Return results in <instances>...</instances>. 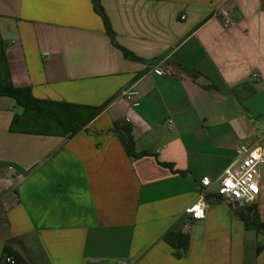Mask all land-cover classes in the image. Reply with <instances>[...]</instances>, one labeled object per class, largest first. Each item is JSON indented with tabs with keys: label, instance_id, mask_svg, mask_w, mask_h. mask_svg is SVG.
<instances>
[{
	"label": "crops",
	"instance_id": "0c3cea01",
	"mask_svg": "<svg viewBox=\"0 0 264 264\" xmlns=\"http://www.w3.org/2000/svg\"><path fill=\"white\" fill-rule=\"evenodd\" d=\"M99 2L138 59L111 42L94 0H0L15 86L107 103L73 135H42L10 131L23 109L0 96V264H264V231L238 216L251 208L264 224V163L251 203L201 184L240 144L264 145V0ZM166 66L172 75L153 71ZM128 86L133 99L120 95ZM121 122L141 156L112 132ZM200 193L205 217L192 220ZM173 226L189 236L184 256L163 239Z\"/></svg>",
	"mask_w": 264,
	"mask_h": 264
},
{
	"label": "trees",
	"instance_id": "16d2710c",
	"mask_svg": "<svg viewBox=\"0 0 264 264\" xmlns=\"http://www.w3.org/2000/svg\"><path fill=\"white\" fill-rule=\"evenodd\" d=\"M95 1V10L102 17L106 32L111 38V42L121 49L125 56L138 59L130 50L119 46L115 41V33L110 27V21L105 14L99 0ZM5 49L0 36V96L13 98L16 103L22 106L23 111L16 113L10 123V131L22 133H40L42 135L58 134L73 135L80 131L92 118L99 114L107 105L100 106L76 105V103L58 102L53 100H41L32 96L29 87L15 86L10 79V70L6 60ZM231 91L239 96V88L235 86ZM253 88L244 90V95L251 94ZM131 127L128 123L121 122L115 124L112 132L116 134L127 149L129 156H141L142 153H133V139L131 137ZM238 216L244 221L245 227L252 226L257 231H264V224L254 209L246 212H239ZM163 239L176 249V254L184 256L187 251L189 236L174 226L168 229ZM260 247L258 246L259 250Z\"/></svg>",
	"mask_w": 264,
	"mask_h": 264
},
{
	"label": "built area",
	"instance_id": "2783aa9c",
	"mask_svg": "<svg viewBox=\"0 0 264 264\" xmlns=\"http://www.w3.org/2000/svg\"><path fill=\"white\" fill-rule=\"evenodd\" d=\"M216 11L221 15L223 24L229 26L233 23V17L221 7ZM153 71L161 75H172L173 71L169 67H154ZM252 78L257 74L253 73ZM121 97L133 99L138 95V91L128 86L121 91ZM236 154L231 163L225 168L220 176L215 180L204 177L201 184L220 197L236 201L239 203H251L260 190V166L264 163V145L240 144L236 148ZM205 206L203 193L199 198L185 208V213L192 220L203 219L205 217ZM8 261L14 262L7 258ZM118 264H126L123 260H114ZM103 264H108L105 262Z\"/></svg>",
	"mask_w": 264,
	"mask_h": 264
},
{
	"label": "water",
	"instance_id": "95a60500",
	"mask_svg": "<svg viewBox=\"0 0 264 264\" xmlns=\"http://www.w3.org/2000/svg\"><path fill=\"white\" fill-rule=\"evenodd\" d=\"M236 204H239V202H236Z\"/></svg>",
	"mask_w": 264,
	"mask_h": 264
}]
</instances>
